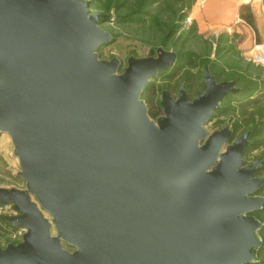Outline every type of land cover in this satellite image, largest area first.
<instances>
[{"label": "water", "instance_id": "obj_1", "mask_svg": "<svg viewBox=\"0 0 264 264\" xmlns=\"http://www.w3.org/2000/svg\"><path fill=\"white\" fill-rule=\"evenodd\" d=\"M89 9L0 0V134L25 185L0 189L24 231L0 264L254 263L263 165L244 164L248 133L205 129L239 90L205 69L204 92H162L153 122L140 96L176 54L130 57L119 73L96 54L111 37Z\"/></svg>", "mask_w": 264, "mask_h": 264}, {"label": "rangeland", "instance_id": "obj_2", "mask_svg": "<svg viewBox=\"0 0 264 264\" xmlns=\"http://www.w3.org/2000/svg\"><path fill=\"white\" fill-rule=\"evenodd\" d=\"M83 1L90 5L89 13L100 18V29L111 37V42L100 46L96 54L103 61L116 58L121 64L119 73L130 57H154L158 49L179 55L173 67L149 79L140 96L153 122L162 116L163 91L175 99L185 86L190 102L204 92V68L217 82L228 81L246 91L228 97L205 129L211 134L228 127L233 133L230 142L250 133L251 146L243 161L245 165L262 163L263 170L257 175L264 177V43L261 35L255 34L256 29L246 28L252 20L242 21L245 25L236 21L228 30L217 29L222 22L218 18L210 20L206 0ZM18 172L10 139L0 134V189L24 190ZM259 195L264 197V189ZM255 215L263 226L257 233L260 247L252 264H264V208ZM17 230H0V247L18 242Z\"/></svg>", "mask_w": 264, "mask_h": 264}, {"label": "crops", "instance_id": "obj_3", "mask_svg": "<svg viewBox=\"0 0 264 264\" xmlns=\"http://www.w3.org/2000/svg\"><path fill=\"white\" fill-rule=\"evenodd\" d=\"M205 5L210 20L218 18L222 22L217 29L228 30L232 27L230 24L236 21L245 25L242 21L252 20L251 24H246V28L256 29L255 34H260L264 43V0H206ZM245 12H248L247 15Z\"/></svg>", "mask_w": 264, "mask_h": 264}, {"label": "trees", "instance_id": "obj_4", "mask_svg": "<svg viewBox=\"0 0 264 264\" xmlns=\"http://www.w3.org/2000/svg\"><path fill=\"white\" fill-rule=\"evenodd\" d=\"M99 21H100V18H99ZM101 21H100V24L99 25H101ZM177 56V60H176V63H177V61L179 60V55H176ZM181 58V57H180ZM175 63V64H176ZM207 70L208 71V73L214 78V80H215V82L217 83V84H219V83H231V82H217V80L215 79V77L210 73V71H209V69L208 68H204V70ZM203 79V78H202ZM204 83V82H203ZM185 87V86H184ZM204 88H205V86H204ZM236 89V88H235ZM237 90H239V89H237ZM185 91H186V88H185ZM163 92H166V91H163ZM245 92L246 91H244V90H239V92H238V95L239 94H245ZM168 93V92H167ZM162 94V93H161ZM187 94V93H186ZM199 95V94H198ZM230 96H232V95H228L226 98H225V100L228 98V97H230ZM224 100V101H225ZM223 101V102H224ZM222 102V103H223ZM221 106V105H220ZM220 106H219V109L217 110V111H215V112H213L212 113V118H213V116H214V114H217V113H219V110H220ZM211 118V119H212ZM230 130V129H229ZM230 132L232 133V131L230 130ZM247 133V132H246ZM245 134V133H244ZM232 138H233V133H232ZM231 138V139H232ZM251 139V135H250V133H248V142H249V140ZM250 146H251V143H249V147H248V149L250 148ZM13 213H14V211H13ZM13 215H15V213L13 214ZM10 216H12V215H10ZM252 216H256L255 214H253ZM8 217L9 216H6V215H3V216H0V230L1 231H5V230H8L9 228L11 229V230H17V228H15V227H11L10 226V224L8 223V221H7V219H8ZM256 218V217H255ZM256 219H258V218H256ZM259 220V219H258ZM260 221V220H259ZM20 242V238H19V240H18V242H14V243H12L13 245H15V244H17V243H19ZM256 262V261H255Z\"/></svg>", "mask_w": 264, "mask_h": 264}, {"label": "built area", "instance_id": "obj_5", "mask_svg": "<svg viewBox=\"0 0 264 264\" xmlns=\"http://www.w3.org/2000/svg\"><path fill=\"white\" fill-rule=\"evenodd\" d=\"M13 211L10 205H0V216L6 215V216H10L13 215ZM23 229H18L17 230V237H20L23 233Z\"/></svg>", "mask_w": 264, "mask_h": 264}, {"label": "flooded vegetation", "instance_id": "obj_6", "mask_svg": "<svg viewBox=\"0 0 264 264\" xmlns=\"http://www.w3.org/2000/svg\"><path fill=\"white\" fill-rule=\"evenodd\" d=\"M178 93V92H177ZM170 95V94H169ZM252 164V163H251ZM250 165V164H249ZM263 170V166H262V168L260 169V171H262ZM258 177H260L259 175H257ZM264 188H262V190H263ZM259 192H260V190L257 192V196H260V197H262L261 195H259ZM263 208H264V206L261 208V210L259 211V212H257V213H260L262 210H263ZM257 213H255V214H257ZM260 222V221H259ZM261 223V222H260ZM261 225L263 226V224L261 223Z\"/></svg>", "mask_w": 264, "mask_h": 264}]
</instances>
